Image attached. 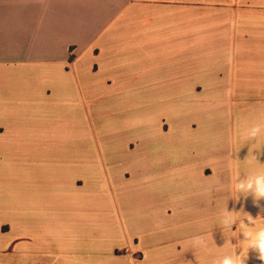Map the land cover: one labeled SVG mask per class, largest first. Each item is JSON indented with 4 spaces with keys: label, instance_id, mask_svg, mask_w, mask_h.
<instances>
[{
    "label": "crops",
    "instance_id": "crops-1",
    "mask_svg": "<svg viewBox=\"0 0 264 264\" xmlns=\"http://www.w3.org/2000/svg\"><path fill=\"white\" fill-rule=\"evenodd\" d=\"M256 123L264 0H0V264H264Z\"/></svg>",
    "mask_w": 264,
    "mask_h": 264
},
{
    "label": "clouds",
    "instance_id": "clouds-1",
    "mask_svg": "<svg viewBox=\"0 0 264 264\" xmlns=\"http://www.w3.org/2000/svg\"><path fill=\"white\" fill-rule=\"evenodd\" d=\"M262 126H264V124L261 123L252 125L251 131L246 135V137L251 140L258 138L260 136ZM236 189L237 191L243 193L245 197L252 195L254 204L259 207V201L264 199V173L257 175L254 182L252 180L240 181L236 185ZM246 219L250 225H256V218L249 215ZM221 223L231 230L232 226L236 223V217L231 213V211L226 210ZM241 227H245L244 221H241ZM241 233L244 234L245 239L243 242H246V247L258 253V259L264 261V228H260L255 232L245 228V230ZM193 242L197 245H203L204 238L195 237ZM246 259L247 258H240L237 254L225 255L221 259L214 261V264H245Z\"/></svg>",
    "mask_w": 264,
    "mask_h": 264
},
{
    "label": "rangeland",
    "instance_id": "rangeland-1",
    "mask_svg": "<svg viewBox=\"0 0 264 264\" xmlns=\"http://www.w3.org/2000/svg\"><path fill=\"white\" fill-rule=\"evenodd\" d=\"M175 103L177 104V98L174 100ZM169 105H167V108L165 109V114L167 115L166 117H170L172 115V112L168 108ZM174 118L177 122V111L174 114ZM98 118H94V115L91 114L90 112H87L86 115V134L92 136L93 138L97 139L99 142H101L100 137H109L110 135V128H105L104 126L101 127L97 122ZM176 131H177V126H176ZM104 144L101 142L102 149H105L103 147Z\"/></svg>",
    "mask_w": 264,
    "mask_h": 264
}]
</instances>
